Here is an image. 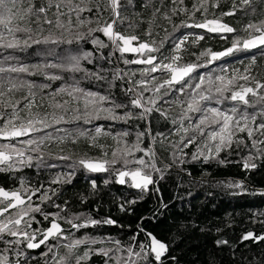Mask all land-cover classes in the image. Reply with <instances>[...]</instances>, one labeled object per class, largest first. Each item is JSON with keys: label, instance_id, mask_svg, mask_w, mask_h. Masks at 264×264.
I'll list each match as a JSON object with an SVG mask.
<instances>
[{"label": "snow or ice", "instance_id": "snow-or-ice-1", "mask_svg": "<svg viewBox=\"0 0 264 264\" xmlns=\"http://www.w3.org/2000/svg\"><path fill=\"white\" fill-rule=\"evenodd\" d=\"M225 18L247 22L232 26ZM160 31L165 36L158 39ZM213 36L229 46L198 55L190 51ZM30 49L38 50L39 62L17 58ZM253 50L264 58V0H0V173L69 162V172L54 176L47 187L23 177H14L18 184L11 189L0 186V264H31L30 250L42 246L44 264H91L94 256L103 264H178L170 245L142 226L127 244L110 236L78 237L81 229L116 221L66 214L68 202L55 203L58 186L71 183L79 168L112 174L116 183L141 193L159 192V181L184 165L192 148V161L224 164L221 153H227L239 157L235 162L245 171L264 165V79L255 74L257 57L253 54L242 71L227 67L229 58ZM220 61L218 73L201 71ZM56 81L61 84L53 88ZM85 81L100 88L82 86ZM154 114L166 122L167 132H153ZM100 119L136 130L82 127ZM101 136L113 144L100 143ZM81 140L101 155L66 153L67 144ZM91 184L97 187L95 180ZM225 186L246 190L243 181ZM47 205L56 211H45ZM120 208L124 211V204ZM250 240L264 243V234L247 231L240 237ZM229 243L216 241L218 247Z\"/></svg>", "mask_w": 264, "mask_h": 264}, {"label": "trees", "instance_id": "trees-1", "mask_svg": "<svg viewBox=\"0 0 264 264\" xmlns=\"http://www.w3.org/2000/svg\"><path fill=\"white\" fill-rule=\"evenodd\" d=\"M223 10H227L225 7ZM140 11V9H137ZM211 18V17H209ZM179 23V20L176 21ZM225 22L232 26H238L247 21L237 18H225ZM160 23H165L160 21ZM145 26H141L143 29ZM171 32V27L168 28ZM200 29H183L182 32L203 33ZM181 33H176L180 35ZM143 36V32H139ZM165 36L164 31L159 32V37ZM229 45L219 38L213 36L206 37L204 41L196 47L190 49L197 55L205 48L220 51ZM85 50H90L91 45H82ZM38 50H27L23 53H16L17 58L25 63L35 64L39 62ZM107 55L108 50H104ZM256 55L255 74L258 78L264 79V58L259 54V50H253L252 54H236L235 58H229L227 67L237 68L242 71L247 66L252 55ZM131 58V57H130ZM194 60V57H189ZM223 61L210 65L208 69L201 71H212L218 73ZM101 67H109L103 61L99 62ZM124 67L123 65H119ZM88 67L91 68L89 65ZM95 70V69H93ZM37 83L44 81L40 77L35 78ZM60 81L53 82V88L59 87ZM96 91L100 85L94 82H83L82 86ZM106 87V85H104ZM115 91V90H114ZM119 95L118 91L115 92ZM137 122L132 121L135 125ZM140 130L144 128V122L140 121ZM102 126L104 131L119 132L125 129L135 131L128 124L121 121H110L105 119L94 120L92 124L82 125L89 131L94 132L95 126ZM153 132H167L166 122L155 114L152 118ZM134 135L129 138L133 140ZM3 142V141H0ZM99 142L112 145L110 137L101 136ZM151 138H145V144H150ZM53 151L56 149L53 148ZM66 153L81 155L87 153L91 157L101 155L99 149L88 148L86 141L81 140L78 145L67 144ZM188 151L186 163L170 169L163 180L159 181V192L150 190L141 193L139 190L131 188L128 184L120 185L115 182V177L109 173H89L83 169H76L71 178V183L58 186L59 198L55 203L63 204L68 202V215L90 214L92 218L102 220L108 217L116 221L115 225H100L98 227L81 229L76 235L85 234L91 236H110L119 239L127 244L137 231L138 226H142L146 231L152 232L158 239L170 245V256H174L178 264H264V243L253 241L241 242L240 237L247 231L257 234H264V225L259 223L264 220V165L253 171H245L242 166L235 161L239 157L229 156L221 153V159L225 160L220 164L215 160L204 162L202 160H191V153L194 148ZM110 155V153H109ZM139 155V154H137ZM171 157L165 159V163ZM58 167L54 169L25 168L19 173H0V186L13 188L18 184V179L23 177L33 186L43 184L48 186L49 181L57 174H67L69 172L67 161H52ZM190 173V175L188 174ZM105 179L113 182L105 184ZM95 180L97 187L92 188L91 182ZM229 181H243L245 191L241 189H229L225 186ZM56 187V186H53ZM236 193V194H233ZM136 200L137 203L129 205L127 201ZM124 204L125 210L121 211L120 205ZM45 211H56L51 205L45 206ZM40 219L39 216H37ZM147 218V219H144ZM256 221V222H254ZM44 226L47 222L42 221ZM231 225V227H228ZM36 227V225H33ZM221 229V231H217ZM140 239H143L141 236ZM220 239L229 240V245L217 246L216 241ZM110 246V245H107ZM45 249L30 250V255L35 259L31 264H44L41 252ZM83 249H81L82 251ZM63 254V249H61ZM91 264H103V258L92 257Z\"/></svg>", "mask_w": 264, "mask_h": 264}, {"label": "flooded vegetation", "instance_id": "flooded-vegetation-1", "mask_svg": "<svg viewBox=\"0 0 264 264\" xmlns=\"http://www.w3.org/2000/svg\"><path fill=\"white\" fill-rule=\"evenodd\" d=\"M56 210V209H55ZM102 226V225H101ZM104 226V225H103Z\"/></svg>", "mask_w": 264, "mask_h": 264}]
</instances>
